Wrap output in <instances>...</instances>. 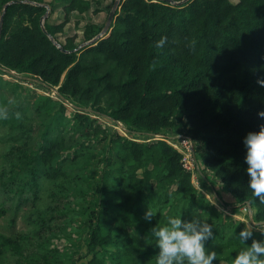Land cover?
<instances>
[{"label":"trees","instance_id":"trees-1","mask_svg":"<svg viewBox=\"0 0 264 264\" xmlns=\"http://www.w3.org/2000/svg\"><path fill=\"white\" fill-rule=\"evenodd\" d=\"M66 1L64 19L51 23L45 0H0V110L7 112L0 116V221L13 203L37 206L42 225L54 220L64 213L52 204L65 199L77 180L67 159L55 162L65 139L51 135L54 120L36 122L39 107L14 105L18 90L4 74H27L41 87L57 88L59 95L124 123L128 132L148 134L115 140L121 165L103 170L83 209L86 251L79 257L90 256L86 264H155L152 225L170 215L192 218L197 189L183 154L167 141L174 136L167 134L191 135L203 162L200 177L211 175L241 206L255 208V221L264 219V204L247 186L243 143L248 131L264 124L258 115L264 109V85L258 82L264 80V0H119L101 36L93 40L100 29L85 27L91 41L82 47L74 37L60 41L58 34L72 11L85 12L90 3ZM42 191L52 199L45 209ZM207 206L214 242L240 251V230L225 234L228 216ZM148 208L156 212L151 221L144 216ZM28 239L5 235L0 227V264H56L46 254L31 260L24 250Z\"/></svg>","mask_w":264,"mask_h":264},{"label":"rangeland","instance_id":"rangeland-1","mask_svg":"<svg viewBox=\"0 0 264 264\" xmlns=\"http://www.w3.org/2000/svg\"><path fill=\"white\" fill-rule=\"evenodd\" d=\"M85 1L90 3L89 10L85 12L74 10L70 13V19L64 31L58 34L60 41L64 42L68 37H74L78 47H82L91 41L85 40L84 35L88 24L95 25L96 30L100 29L96 38L101 36L113 21L115 10L118 8V5H115L116 0ZM173 1L180 4L186 0ZM45 2L50 7L48 21L51 23L62 21L63 6L68 1L45 0ZM111 12H114V15L110 19ZM20 76L25 77L4 74V77L10 80L18 90L12 97L13 104L26 103L39 107L40 115L36 122L54 120L51 135L58 134L65 139V146L58 151L55 162L67 159L68 169L75 168L77 172V180L65 192L68 194L65 199L58 204H52V207L58 212H63V215L42 225L35 218L37 206L29 204L17 208L13 203L0 221L1 231L8 236H15L17 233L28 235L30 239L24 242V250L31 260L41 259V256L46 254L56 264H86L90 256L82 259L79 257L86 251L83 244L87 237L83 229L86 218L83 209L94 198V188L103 170L118 168L121 165L120 147L115 140L119 135L142 140L148 134L141 130L128 132L124 123L113 121L106 115L94 113L85 105H80L73 97L59 95L57 88L47 90L33 81L29 75ZM3 132L1 130L0 134ZM167 135L174 136L173 142L178 143L180 134ZM158 137L160 136L153 138ZM1 145L0 143V147ZM74 156H77L76 160L70 161L69 159ZM202 168V163H199L200 172ZM200 172L196 170L193 172L192 181L197 189L193 206L198 211L205 212L201 216L208 220L211 218V215H204L209 212L207 206L209 202L224 210L228 216L226 220L223 218V222L227 225L225 234L229 235L239 231L244 227V223L253 222L254 207L241 206L238 200L226 191L223 183L208 174L205 179L201 178ZM41 194L43 196L41 206L45 209L51 204L52 199L48 191H42ZM255 235H260V232L256 231ZM206 247L216 252L217 258L214 264H232L237 254L234 246L219 248L214 239H209Z\"/></svg>","mask_w":264,"mask_h":264},{"label":"clouds","instance_id":"clouds-1","mask_svg":"<svg viewBox=\"0 0 264 264\" xmlns=\"http://www.w3.org/2000/svg\"><path fill=\"white\" fill-rule=\"evenodd\" d=\"M165 43L162 38L157 41L161 47ZM264 85V80L258 81ZM7 115L6 110H0V116ZM19 118L20 113H16ZM264 117V109L258 111ZM246 148L245 162L249 176L248 188L259 203L264 204V124L258 130L248 131L243 138ZM151 221L155 216L154 210L144 214ZM215 224L201 216L195 208L192 218L182 215H170L164 224L157 222L151 227V234L159 251L155 255V264H214L217 258L213 249L206 247L209 239H214ZM254 231L260 232V237L254 236ZM244 247L235 255L232 264H264V219L244 223V227L236 233ZM251 238V243L247 241Z\"/></svg>","mask_w":264,"mask_h":264},{"label":"built area","instance_id":"built-area-1","mask_svg":"<svg viewBox=\"0 0 264 264\" xmlns=\"http://www.w3.org/2000/svg\"><path fill=\"white\" fill-rule=\"evenodd\" d=\"M167 141L183 154L184 166L191 171L192 174L195 170H199V163H202L203 167L202 160L196 156V142L191 135L188 133L180 134L178 137V143L173 142V139H167Z\"/></svg>","mask_w":264,"mask_h":264},{"label":"water","instance_id":"water-1","mask_svg":"<svg viewBox=\"0 0 264 264\" xmlns=\"http://www.w3.org/2000/svg\"><path fill=\"white\" fill-rule=\"evenodd\" d=\"M169 1H171V2H174L173 0H169ZM118 3H119V0H116V2H115V5H118ZM113 15H114V12H111V14H110V19L113 17ZM43 22V21H42ZM96 38H94L93 40H95Z\"/></svg>","mask_w":264,"mask_h":264}]
</instances>
